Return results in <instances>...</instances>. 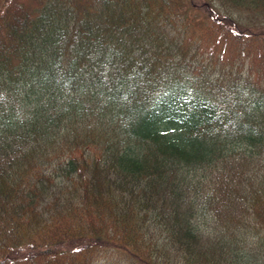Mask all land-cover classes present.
Instances as JSON below:
<instances>
[{"label": "trees", "instance_id": "obj_1", "mask_svg": "<svg viewBox=\"0 0 264 264\" xmlns=\"http://www.w3.org/2000/svg\"><path fill=\"white\" fill-rule=\"evenodd\" d=\"M248 218L264 0H0V264H236Z\"/></svg>", "mask_w": 264, "mask_h": 264}, {"label": "rangeland", "instance_id": "obj_2", "mask_svg": "<svg viewBox=\"0 0 264 264\" xmlns=\"http://www.w3.org/2000/svg\"><path fill=\"white\" fill-rule=\"evenodd\" d=\"M234 147L243 148L242 144ZM251 218L240 226L234 244L236 264H264V237Z\"/></svg>", "mask_w": 264, "mask_h": 264}]
</instances>
